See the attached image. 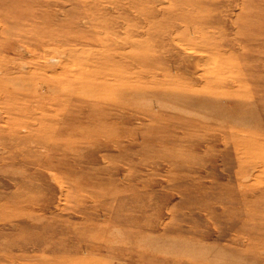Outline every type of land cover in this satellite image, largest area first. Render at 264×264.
I'll use <instances>...</instances> for the list:
<instances>
[{
  "label": "rangeland",
  "instance_id": "374dc122",
  "mask_svg": "<svg viewBox=\"0 0 264 264\" xmlns=\"http://www.w3.org/2000/svg\"><path fill=\"white\" fill-rule=\"evenodd\" d=\"M0 264H264V0H0Z\"/></svg>",
  "mask_w": 264,
  "mask_h": 264
},
{
  "label": "bare ground",
  "instance_id": "6f19581e",
  "mask_svg": "<svg viewBox=\"0 0 264 264\" xmlns=\"http://www.w3.org/2000/svg\"><path fill=\"white\" fill-rule=\"evenodd\" d=\"M181 47H182V46H181ZM57 68H58V67H57ZM240 143H243V144L241 145L242 148H240V149L242 150V151L240 150V151L242 152V155H243L242 157H244L245 159H247V158H248L247 156L249 155L248 153L250 152V150H249V149H250V139H247V137H246L245 139H242V140L240 141ZM250 179H251V178H250ZM246 209H247V208H246ZM245 211H247V210H245ZM246 220H247V219H246ZM241 234H242V233H241ZM241 234H240V235H241ZM247 235H249V233H248ZM238 236H239V235H238ZM244 238H245V237H244ZM248 239L250 240V237H249V236H248V237L246 236V241H247ZM249 243H250V242H249Z\"/></svg>",
  "mask_w": 264,
  "mask_h": 264
}]
</instances>
